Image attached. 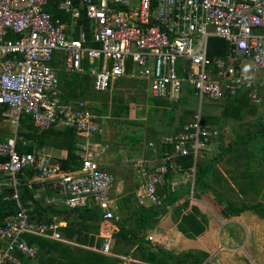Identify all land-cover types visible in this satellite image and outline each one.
Here are the masks:
<instances>
[{
	"label": "built area",
	"instance_id": "1",
	"mask_svg": "<svg viewBox=\"0 0 264 264\" xmlns=\"http://www.w3.org/2000/svg\"><path fill=\"white\" fill-rule=\"evenodd\" d=\"M51 1L0 0V114L14 128L0 139V195L7 198L5 188H14L19 206L0 224V264H21L18 252L37 255L26 234L71 243L60 222L37 221L20 201L19 175L27 169L35 174L26 183L52 181L61 204L97 208L104 222L116 219L115 175L103 164L109 144L97 139L104 132L102 116L86 100H64L60 65L68 73L88 74L98 93L125 79L154 99L177 98L184 86L201 99L221 100L241 90H250L255 99L256 84L264 87V0H61L59 8L70 21L54 16ZM210 36L224 38L230 50L209 57ZM25 114L39 131L74 128L80 165L63 169L48 154L19 152ZM219 134L199 113L177 133L165 135L174 154L158 164L142 158L134 166L140 204L162 205L159 189L167 182L172 156L197 158ZM104 238L100 251L122 257L112 251V236Z\"/></svg>",
	"mask_w": 264,
	"mask_h": 264
},
{
	"label": "rangeland",
	"instance_id": "2",
	"mask_svg": "<svg viewBox=\"0 0 264 264\" xmlns=\"http://www.w3.org/2000/svg\"><path fill=\"white\" fill-rule=\"evenodd\" d=\"M249 71L252 72L253 68L249 67ZM256 77L258 78V75H256ZM70 79H72L71 76L62 70V87L63 90L65 88V91H68L65 92V94L69 93V98L74 100H86L91 108L102 116L104 127V135L102 137L107 141L117 140L120 142L118 148V150H120L118 152L120 160H118V164L120 167L124 166V168L128 169L131 174L132 183L130 182L131 186L129 184V187H138V177H135V167L133 164L134 157L145 156L144 158L150 159L152 163H160L165 156H162L160 152V146L164 144L162 143V138L165 135L176 132L183 125L191 122L199 113L200 115H220L221 122L218 125L221 129V135L219 138H214L208 148L199 153L198 159L204 161L212 159L220 154L222 148L232 143L230 150L226 153L224 158L216 164V168L223 172L224 179L228 184H225V186L223 182H219L227 188L232 199L236 201L237 205L241 208L237 214H232L235 216H242L241 223L247 231L248 252L252 253L250 254L243 251L240 258H243L242 260H245L247 264H255V260L256 262L259 261L258 257H264V220L255 215L256 213L254 211V204L257 201L264 202V191L248 197L243 196L238 189V185L245 180L243 175H241L245 170L264 171V136L246 135L247 133L252 134L257 131L260 124L263 123L264 87H260L256 84L258 91L256 90L257 97L255 99L249 96V100H234L232 102L226 98L221 100L209 98L201 99L191 88L184 86L177 98L166 99L167 102L164 103L161 99L148 97L146 89L138 83H133V81L127 80L125 82H120V84H116L108 94L98 93L90 86L87 84L84 85L83 83H81L80 86L71 85L67 87L65 80ZM154 100H161L163 104H157ZM13 130L14 128L9 120L0 114V137L4 138L10 136ZM52 141L54 142V138H52ZM150 141L155 142L156 150L153 146L149 145ZM42 153L46 154V152L43 151ZM148 155L153 156V159L156 161H152ZM175 168V171H179L176 165ZM195 172L196 168L193 167L186 177L188 189H190V185H193V189L191 188L190 192L183 196L184 198L182 197V201L181 198H179L175 205L166 206L164 210L165 213L171 211L173 217L177 219L179 215L176 211V206L181 204L184 200L189 199L190 207L197 204L208 216H214L213 213L217 209L214 207L213 201L210 200L211 198L200 197L195 193ZM116 175L115 178L117 180ZM210 177L214 178L211 175ZM261 179L264 181V177ZM38 184L43 183H37L35 188L36 194H39L38 197L40 202L43 205L46 204L51 207V211L55 208V213L58 215L56 220L58 221L59 211L64 209V207H54L52 204H47L46 198L53 192L49 190L39 191ZM134 193L136 196V192ZM119 205L116 215L119 216L123 214L125 218H129L133 212V207L136 208L142 204H140L136 198L135 206L127 207V210H125V204L120 203ZM217 212L220 213L218 210ZM229 212H231V208ZM35 216L34 218L39 221L38 215ZM50 218L51 221H54L52 214H50ZM215 221L216 229L224 227V224H222L224 222L223 219L218 220L216 218ZM225 223L229 225L224 227V231H226V229L228 231L233 230V232L229 233L231 240L235 238V240H232L233 243L237 245L242 244L241 246H244L245 241L241 243L243 237L242 233H240V224L227 218L225 219ZM148 235L149 233H146V236ZM240 237H242V239ZM86 239L87 238H85V242ZM147 240L150 242L154 241V239L150 240L148 238ZM85 242L78 243L75 240H71L69 244L71 246L86 247L87 245ZM134 253L138 255V252L133 250V245L121 244L118 246L116 254L133 256ZM122 262L125 264L124 260ZM30 264H38V258L32 259Z\"/></svg>",
	"mask_w": 264,
	"mask_h": 264
},
{
	"label": "trees",
	"instance_id": "3",
	"mask_svg": "<svg viewBox=\"0 0 264 264\" xmlns=\"http://www.w3.org/2000/svg\"><path fill=\"white\" fill-rule=\"evenodd\" d=\"M60 1L61 0H52V7L50 10L53 12L55 17H59L64 21H70L69 14L65 13L59 8ZM85 26L87 25L85 24ZM230 48L231 45L222 37L210 36L208 39L207 52L211 58L225 55L230 50ZM69 75L72 79L65 80L67 87L71 85L80 86L81 83H83L84 85L87 84L92 88L91 77L88 74L71 73ZM125 81L127 80L125 79L121 82ZM129 81H133V83L137 84V82L134 80ZM65 92L68 91H65L64 88L62 96L65 101L74 100L69 98V93L65 94ZM108 92L110 91L102 93ZM249 96H251L250 90H241L235 95L228 94L225 98L232 102L234 100L246 101V99L249 100ZM161 100L164 103L167 102L165 98ZM161 100L154 101L157 104H163ZM2 109L3 108L0 106V111H2ZM201 121L204 125L217 127L220 130L218 138L220 137L221 129L218 125L221 122L220 115L201 114ZM183 126L176 132L170 134L177 133L183 128ZM246 135L264 136V121L262 124H260L257 131L253 132L252 134L247 133ZM19 136L20 138L17 143V150L21 153H38L39 150L46 145H57L58 147L65 148L68 151L66 158L58 160L63 169H73L75 166L80 165L76 152V130L72 127L53 126L46 130L39 131L38 128L35 127L31 116L25 114L22 115L20 119ZM99 136L100 135L98 134L97 139ZM52 138H54V142L52 141ZM0 139H2V137H0ZM31 141H34V143H31ZM162 143H164L163 138ZM231 146L232 143L227 147L222 148L218 156L205 161L199 160L198 157L195 158L193 153L187 155H177L175 157V160L177 164L180 165V169L182 171H191L193 167L196 168L194 190L197 196L211 198L210 200L213 201L214 207L220 213L228 215L231 214L229 209L231 206H233V200L227 199L221 193L219 188L215 186V184H219L222 186L221 188L225 189V192H229L225 187V184L228 183L224 179V174L220 169L216 168V164L224 158ZM174 150V144L164 143L160 146V152L162 156L165 155L164 158L168 155L174 154ZM263 172L264 171L262 170H245L241 174L245 180L238 185L239 192L243 196L248 197L250 195H257L263 192L264 181L261 179L264 177ZM34 174L35 170L27 169L25 171V175H19L21 180V184L19 185L20 201L22 204L31 208V214L33 217L38 215L39 221H51L49 212L51 211V207L46 204L43 205L40 202L39 198L36 196L35 184L29 185L26 183V177L30 178L34 176ZM210 175L214 178H209ZM170 176L171 173L169 172L166 176V184L159 189L160 194L163 196L162 205L157 206L153 204H142L139 207L134 208L135 211H139L137 213L141 212L143 214L141 216L142 218L139 219L140 222L143 221L144 223H147V219L149 220L153 217L164 214L166 206L175 205L176 201L189 191V189L174 190L169 183ZM219 181L223 182L225 186ZM4 192L9 194V196L5 198L4 193L0 195V224H2L6 216L17 212L19 209L17 200L13 197V194L15 193L14 188H6ZM136 198L137 197L135 196V193H131L126 197V199L131 201L130 207L135 206ZM254 206L255 213L264 219V202L257 201ZM176 207V211L179 215L177 226L185 236L189 238H195L207 229L209 216L203 212L197 204H194L190 207V201L187 199ZM134 210L132 215L135 214ZM65 214L67 225L60 226L59 230L62 232L65 238L69 240H75L78 243L85 242V238H87L85 242L87 246H71L67 242L56 240L50 237L26 234L25 238L31 245L37 247L38 252L34 258L28 257L25 254L18 252V256L21 259V264H30L31 260L36 258H38V264H123L122 258L100 251L105 238L98 236L99 232L97 231V228L99 226V221L102 219V214L97 208L87 206L75 207L65 209ZM128 221L129 219L125 217L122 220L116 221V223H118L120 226L119 230L114 233L115 245L113 246L112 251L117 253L118 246L122 242L126 245H132L134 243L138 244V251L140 253L138 257L143 263L132 262L131 264H202L209 256V253L204 250H189L175 253L161 247L149 245L146 243L144 237H139L141 231L139 232V230L128 228L125 225L128 223Z\"/></svg>",
	"mask_w": 264,
	"mask_h": 264
},
{
	"label": "crops",
	"instance_id": "4",
	"mask_svg": "<svg viewBox=\"0 0 264 264\" xmlns=\"http://www.w3.org/2000/svg\"><path fill=\"white\" fill-rule=\"evenodd\" d=\"M250 67H252V66H250ZM59 68H60V75L62 76V70H64V68L61 65L59 66ZM66 73L71 74L68 72H66ZM61 82H62V79H61ZM62 89H63V87H62ZM75 101H77V100H75ZM102 124H103V122H102ZM103 135H100L98 140L102 141V142H106L109 144V148H108L107 152L104 153L103 164L106 168L111 170L114 173V175L117 174L116 175L117 180L115 178V183H114V186H113L112 191H111V197H112L113 203L115 205V212L117 211V209H119L120 203L125 204V208H126L125 210H127V207L129 208L131 205V201L126 199V197L128 195H130L131 193L136 192L137 188H136V186L129 187V184L131 186V183H132L131 182V176H130L131 174L129 173L128 169L124 168V166L120 167L118 164V160H120L119 156H118V152L120 151V150H118L120 142H118L117 140H112V141L109 140L110 141L109 142L102 137ZM101 137H102V139H101ZM4 138H2V139H4ZM31 143H34V141H31ZM153 147L156 150V147L155 146H153ZM42 151L46 152V154L52 156V158L54 160L66 158L68 155L67 149L62 148V147H58L57 145H46L45 147H43L42 149L39 150V153H42ZM43 154H45V153H43ZM148 156L152 159V161L155 160V159H153V156H150V155H148ZM176 156H177V154H175V156H172V160H171L172 169L170 171L171 176L169 179V183L174 190H187L188 186L186 185V181H187L186 177L188 176L187 174H189L188 172H190V171H182L180 169V165H178L176 160H175ZM142 157L144 158L145 156H141V157L137 156V157L133 158L134 166L136 164V161L142 159ZM156 164H158V163H156ZM175 165L177 166V169H179V171H175V169H176ZM135 177L137 178L136 169H135ZM209 178H211V177H209ZM137 180H138V178H137ZM39 182L43 183V184H38V190L39 191L49 190V191L53 192L52 194H50L46 198L47 204H49V205L52 204L54 207H58V206L64 207V209L59 211V218H58L59 220L58 221L56 220L58 215H57V213H55V208L52 209V211H50V214H52L54 220L57 222H60L62 224V226L67 225V221L65 220V215H66L65 209H70V208L60 203L61 195L57 192V190L53 186L52 181H41L39 179H36L35 181L31 182V185L32 184L36 185ZM215 186L219 188L221 193L227 199L233 200L230 193L225 192V189L221 188L222 186H220L219 184H215ZM191 188L193 189V185H190L189 191L187 193H185L183 196L188 194L190 192ZM38 195L39 194H36L37 197H38ZM183 196L180 197L181 201H182ZM232 205L233 206H231V212H230L231 214L230 215L220 214L215 210L213 213L214 216H209V223L207 225V229L202 234L196 236L195 238H189V237L185 236L178 229V226H177L178 218L177 219L174 218L171 211H168L164 214L153 217L149 220L145 219L147 221V223H144L143 221H141V222L139 221V219L142 218L141 216L143 214L141 212L137 213L139 211H135L134 207H133L135 214L134 215L131 214L129 216V218H128L129 221L125 225L128 228L139 230V232L141 231L139 237H144L146 243L149 245H152V246L161 247V248H164V249L169 250V251H174L175 253H179L182 251H189V250H192V251L204 250V251L208 252L209 256L206 259V261L203 262L202 264H213V263L214 264H247L245 262V260H242L243 258H240V255H241V253H243V251L248 252L247 231H246V228L244 227V225H242V223H241L242 216L240 217V216L234 215V214H237V212L241 210L240 206H238L237 202L234 200H233ZM232 213H234V214H232ZM219 215H221V216H219ZM255 215H257V214H255ZM216 218L218 220L219 219L224 220V222L222 223V224H224V227L226 225H229L228 223H225L226 218L235 222V223L237 222L238 224H240V227H241L240 233H242L243 239H242V237H240V238L243 240L241 243H243L245 241L244 246H241L242 244L237 245V244L233 243L232 240H235V238H232V240L230 239L229 233L233 232V230L228 231L226 229V231H224V227L216 229L217 228L215 226V224H216L215 219ZM122 219H124L123 214L119 215V216L116 215V219L113 220L112 222H104V221H102V219L99 221V226L97 228V231L99 232L98 236H101L104 238V236L111 235L112 239H113L112 248L115 245L114 233H116L119 230V226H120L118 223H116V221L122 220ZM261 219L264 220L263 218H261ZM227 227H229V226H227ZM146 233H149V235H151V234L154 235V241L153 242L152 241L150 242L147 240L149 235L146 236ZM69 241H71V240H69ZM121 244H124V243L122 242ZM132 245H133V250L138 252V255H136L135 253L133 256H129V255L126 256V255L119 254L122 256L120 258H122L124 260L125 264H131L132 262L143 263L138 257L140 255V253L138 251V244L134 243ZM248 253L251 254L252 252H248ZM258 258H259V261L256 262V260H255V264H264V257L261 256Z\"/></svg>",
	"mask_w": 264,
	"mask_h": 264
}]
</instances>
